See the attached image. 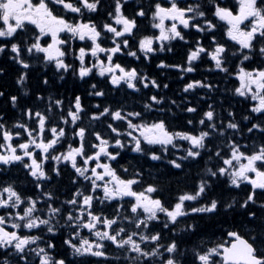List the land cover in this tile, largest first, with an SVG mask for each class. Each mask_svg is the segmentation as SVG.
Listing matches in <instances>:
<instances>
[{
  "label": "snow or ice",
  "instance_id": "snow-or-ice-1",
  "mask_svg": "<svg viewBox=\"0 0 264 264\" xmlns=\"http://www.w3.org/2000/svg\"><path fill=\"white\" fill-rule=\"evenodd\" d=\"M0 264H264V0H0Z\"/></svg>",
  "mask_w": 264,
  "mask_h": 264
}]
</instances>
